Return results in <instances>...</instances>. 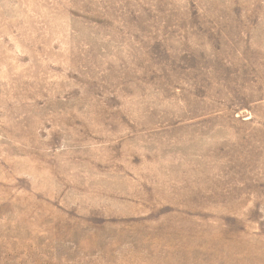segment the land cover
<instances>
[{
	"label": "rangeland",
	"instance_id": "1",
	"mask_svg": "<svg viewBox=\"0 0 264 264\" xmlns=\"http://www.w3.org/2000/svg\"><path fill=\"white\" fill-rule=\"evenodd\" d=\"M0 264H264V0H0Z\"/></svg>",
	"mask_w": 264,
	"mask_h": 264
}]
</instances>
